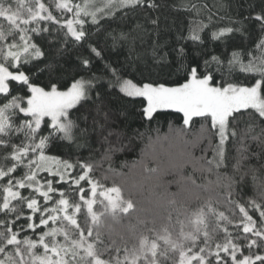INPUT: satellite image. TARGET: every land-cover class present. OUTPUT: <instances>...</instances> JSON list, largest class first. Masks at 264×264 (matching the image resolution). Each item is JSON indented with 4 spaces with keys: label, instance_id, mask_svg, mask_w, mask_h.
Wrapping results in <instances>:
<instances>
[{
    "label": "snow or ice",
    "instance_id": "1",
    "mask_svg": "<svg viewBox=\"0 0 264 264\" xmlns=\"http://www.w3.org/2000/svg\"><path fill=\"white\" fill-rule=\"evenodd\" d=\"M164 6L161 0H52L58 17L41 0H29L27 5L25 0H0V18L7 22L6 28L0 23V154L4 162L11 160V164L0 163V181H6L0 184V264H166L168 260L172 264H264V180L259 195L244 200L233 190L236 180L219 171L233 147L237 171L240 161L249 156L264 162V0H259V11L242 19L221 16L220 20L228 21L223 25L214 21L215 13L210 11L207 22L196 21L187 35L177 31L174 42L161 44L159 13ZM176 10L201 11L195 4H181ZM137 13L144 15L145 24L157 36L151 56L161 71L155 78L131 58L116 64L106 58L121 42L135 45L143 38L141 33L148 34L140 23L127 32L109 31L112 24L119 27ZM41 22H46L43 27ZM256 33L254 48L232 43L237 36L247 42ZM165 76H176L177 86H168ZM12 82L23 95L10 91ZM113 98L146 101L140 109L146 133H156L145 151L156 167L142 161V180L130 183L125 198L119 187L98 194L100 184L91 163L83 158L73 162L71 153L60 158L53 151L83 147L80 140L92 133L103 136L108 153L122 151L123 140L118 135L110 140L114 134L108 130L114 118ZM161 109L182 113V126L169 124L164 135L158 126L153 130L151 124ZM197 117L202 119L194 120ZM209 150L212 159L207 158ZM108 153L105 159H110ZM187 167L192 172L186 173ZM18 168L24 169L20 177L13 175ZM196 173L201 180L207 174L216 180L197 183ZM245 175L240 174V181ZM169 176L173 178L166 179ZM143 180L163 188L160 211L150 219L139 218L133 199ZM54 184L67 185L69 192L79 194V202L70 201L65 190ZM85 184L90 185V198ZM173 184L179 190L169 193ZM213 186L224 188L225 194L202 195ZM25 189L27 194L22 192ZM98 195L103 199L97 200ZM193 200L200 202L195 210ZM220 204L228 206L232 215L218 210ZM236 209L239 218L233 219ZM173 212L180 226L176 233L169 228ZM250 212L258 214L259 220ZM132 216L143 228L129 248L114 225ZM41 227L46 230L37 240L20 236L28 230L35 234ZM128 230L135 233L136 227L129 225ZM220 232L223 237L217 239Z\"/></svg>",
    "mask_w": 264,
    "mask_h": 264
},
{
    "label": "trees",
    "instance_id": "2",
    "mask_svg": "<svg viewBox=\"0 0 264 264\" xmlns=\"http://www.w3.org/2000/svg\"><path fill=\"white\" fill-rule=\"evenodd\" d=\"M29 0H25V4ZM41 2L50 6L53 14L56 16H60V13L55 10L54 7H51L52 0H41ZM161 3L165 6L160 11V30L161 34L159 37V43L163 44L165 41L174 42L177 31L182 32L187 35L189 26H195L196 21H204L207 22V16L209 12L215 13L214 21L218 25L226 24L227 18L224 20H220L221 16H232L237 18H243L244 16L249 15L250 13L254 14L256 11H259V0H161ZM256 3L257 6L254 8H249V4ZM181 4H187L189 6L195 4L198 5L201 9L200 13L197 14L195 10L193 11H177ZM15 7V5H13ZM0 23L7 27V22L2 21L0 18ZM46 22H41L40 26ZM137 23L145 24L144 15L142 13H137L135 15H131L127 18V23L121 24L117 27V24H112V28L116 29L117 32L123 30L125 32L130 31L131 28L135 27ZM35 26V24L30 25ZM145 27L148 29V34L141 33L140 35L143 37L142 39H137L135 45H130L128 42H121L119 47L116 50L110 51L106 54V58L110 59L114 64L116 63H124L126 59H132L134 64H139L141 68H146L148 71H152L153 78L161 71L159 66L154 65L151 51L152 45L157 40V36L154 32H152V26L150 24H145ZM43 35H48L44 33ZM258 33L254 34L252 39L245 42L237 36L236 40L232 43H236L237 41L241 42L244 47L254 48L256 43V38ZM12 38L9 37V41ZM36 41H39V37L34 38ZM43 43H47L46 41ZM131 47L132 51L129 52V48ZM167 50V49H165ZM219 50V49H217ZM189 54L191 55V49ZM138 58V59H137ZM151 66V67H149ZM148 71H145V76L148 75ZM136 78L139 79V74L136 73ZM162 79H166L168 81V86H177L176 85V76L172 77H162ZM135 82V81H134ZM10 91L15 95H23L22 92H19L16 88L15 82H12L10 85ZM122 95V94H121ZM129 100H135V103H129ZM146 106V101H143L142 98H125L122 100L112 99L111 108L114 113V118H112L108 125V130H110L114 135L110 137V140H115L116 136H120L124 142L125 147L122 151L108 153V143L104 141L102 135H98L97 133H92L89 135L86 140L82 138L80 143L83 144V147L76 148L75 145L71 147H59L54 149V154L58 157L63 158L66 155L72 154V161L74 162L76 159L83 158V160H87L93 166V176L95 180L100 184V187L97 189V193L100 191L110 188V187H119L121 188V197L125 198L128 195V188L132 181H140L142 180V168L139 166L143 161L144 165L147 167H156L155 163H152L148 157L145 156V151L148 148L149 141L154 140L156 138L155 131L146 133V122L142 119L141 114V106ZM2 106V104H0ZM251 111V110H249ZM157 119L151 124V128L154 130L157 126L160 129V135H164L169 132V124H172L175 127L182 126V113H176L175 111H159L157 114ZM202 118H194L196 121H200ZM199 123L196 124V127L199 128ZM244 124H241L243 127ZM259 131V129H257ZM146 133V134H145ZM107 134L105 131L104 135ZM140 134H145L144 138H140ZM131 145L128 147L127 145ZM254 148V145H253ZM257 152L259 149H255ZM10 151V150H9ZM108 153L110 159H105V154ZM196 155H201L199 151H197ZM228 158L225 161L223 167L219 169L222 174L227 176H232L236 183L233 185V190L238 191L244 200H249L252 198H256L259 195L260 185L262 180H264V162L261 161L259 156H249L245 160L240 161V169L236 170L238 154L236 152V148L233 147L231 152L227 154ZM213 153L211 150L207 153V158L212 159ZM0 163L11 164V160L4 162L2 160V154H0ZM114 170V172H113ZM250 170H255L254 173ZM186 173L192 172L191 167H187L184 169ZM24 173L23 168H18L17 171L13 174L17 177L22 176ZM241 173H246L243 181H240L239 177ZM41 176H47L46 173H41ZM105 177H108L105 179ZM197 183H207L209 180H216V176L207 174L205 180L199 179L200 173H196ZM50 178V177H49ZM173 177L169 176L166 179H172ZM125 180L128 183H125ZM6 181H0V184H3ZM82 184L84 182H81ZM54 187L58 189L65 190L66 198H69L70 201L75 199L79 202V194L75 192H69L67 190V185L64 184H54ZM177 185L173 184L170 188H168L169 193H176L178 191ZM85 191L89 192L90 198V185L85 184ZM24 194H27L28 190H22ZM163 192V188L154 187L153 182L150 180H143L142 186L139 187L133 196V199L136 202V208L139 210V218H151L153 215H157L159 213L158 209V198L160 194ZM217 193L221 195L225 194V189L222 187H212L210 192L202 193L204 196L213 195L215 196ZM2 195V193H0ZM35 195V194H34ZM54 198H58V193L52 194ZM113 197L115 194H112ZM43 203L42 198L37 197ZM103 199V197L97 196V200ZM200 202L193 200L191 202V209L195 210L199 206ZM101 206L99 203L95 205V208L99 209ZM218 210L225 211L226 215H232L231 210H229L228 206L220 204L217 206ZM27 214V209H24ZM82 211H86L83 209ZM236 211V216L233 219L239 218L238 209ZM254 215V218L259 220L258 214L251 213ZM166 215V213H165ZM172 222L169 225L170 230L173 233L179 231V225L176 223V213H172ZM183 219V217H180ZM38 222V220H37ZM19 223H24V221H20ZM133 225L136 227V232L128 230V226ZM151 226V225H149ZM51 227V225H50ZM117 232L123 233L124 240L127 242V246L129 248L132 247L134 243H136V235L139 234V231L143 228V225L138 223L137 216H132L130 219H124L121 224L114 225ZM157 227H159V222L157 223ZM229 230L235 233V229L232 225H229ZM43 227L37 228L35 234L28 230L24 231L20 234L21 238L29 237L33 240L38 239L39 233L45 231ZM223 237V233L220 232L217 234V239H221ZM104 240L106 243H109L107 235H105ZM117 239L118 244H120L121 248H123V242L120 241L119 237H115ZM62 241V237L58 238ZM198 244H202V239L198 241ZM38 253L43 252V249L38 247L36 249ZM113 255L115 253H112ZM245 254H247V250H245ZM123 255V252H121ZM107 257V254L105 256ZM178 260V255H177ZM166 264H172L171 260L166 261ZM195 264V262H193Z\"/></svg>",
    "mask_w": 264,
    "mask_h": 264
},
{
    "label": "rangeland",
    "instance_id": "3",
    "mask_svg": "<svg viewBox=\"0 0 264 264\" xmlns=\"http://www.w3.org/2000/svg\"><path fill=\"white\" fill-rule=\"evenodd\" d=\"M159 111H174V110H172V109H161V110H158V112Z\"/></svg>",
    "mask_w": 264,
    "mask_h": 264
}]
</instances>
